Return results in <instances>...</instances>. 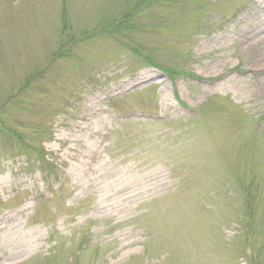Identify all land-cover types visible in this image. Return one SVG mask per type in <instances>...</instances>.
Instances as JSON below:
<instances>
[{"label": "rangeland", "instance_id": "rangeland-1", "mask_svg": "<svg viewBox=\"0 0 264 264\" xmlns=\"http://www.w3.org/2000/svg\"><path fill=\"white\" fill-rule=\"evenodd\" d=\"M260 64L264 0H0V264H264Z\"/></svg>", "mask_w": 264, "mask_h": 264}, {"label": "bare ground", "instance_id": "bare-ground-1", "mask_svg": "<svg viewBox=\"0 0 264 264\" xmlns=\"http://www.w3.org/2000/svg\"><path fill=\"white\" fill-rule=\"evenodd\" d=\"M254 47H256V45H251L249 48L252 49ZM258 71H264V64H260L259 67H258V69H255L254 72H258Z\"/></svg>", "mask_w": 264, "mask_h": 264}]
</instances>
